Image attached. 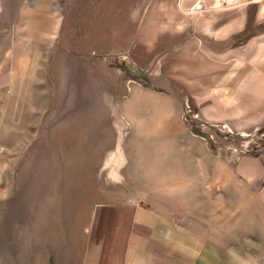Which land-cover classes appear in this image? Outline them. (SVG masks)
<instances>
[{"label":"crops","instance_id":"1","mask_svg":"<svg viewBox=\"0 0 264 264\" xmlns=\"http://www.w3.org/2000/svg\"><path fill=\"white\" fill-rule=\"evenodd\" d=\"M194 1L153 0L128 45L155 64L168 57L166 79L196 118V134L177 119L157 128L175 148V167L156 163L145 171L151 184L134 173L139 197L105 194L82 239L29 251L22 264H264V4L189 13ZM62 22L57 0H0V87L33 33L53 34ZM161 108L175 116L173 104ZM202 124L247 140L228 145Z\"/></svg>","mask_w":264,"mask_h":264},{"label":"rangeland","instance_id":"2","mask_svg":"<svg viewBox=\"0 0 264 264\" xmlns=\"http://www.w3.org/2000/svg\"><path fill=\"white\" fill-rule=\"evenodd\" d=\"M152 1L57 0L60 30L33 33L30 51L20 49L14 79L0 87L3 264L71 248L105 194L139 197L134 173L151 184L145 171L156 163L175 167L161 121L196 134L190 103L166 79L168 57L155 64L128 47ZM170 104L174 117L161 108ZM235 136L225 143L242 148L247 138Z\"/></svg>","mask_w":264,"mask_h":264},{"label":"built area","instance_id":"3","mask_svg":"<svg viewBox=\"0 0 264 264\" xmlns=\"http://www.w3.org/2000/svg\"><path fill=\"white\" fill-rule=\"evenodd\" d=\"M210 3V4H209ZM253 3H262L264 0H195L192 6L189 8V13H194L198 11H221L225 9L240 8L242 6L253 4ZM196 116V115H195ZM209 127H215L223 134L225 140H230L233 133L229 128L224 125H201V128L209 130ZM210 135V133H209ZM260 154L264 157V148L260 149Z\"/></svg>","mask_w":264,"mask_h":264},{"label":"trees","instance_id":"4","mask_svg":"<svg viewBox=\"0 0 264 264\" xmlns=\"http://www.w3.org/2000/svg\"><path fill=\"white\" fill-rule=\"evenodd\" d=\"M250 16H248V20H247V25H246V28H245V30H244V32L241 34V35H243L244 37L243 38H245V37H247L248 36V34L247 35H245L246 34V32L248 31V30H250ZM251 34V33H250ZM249 34V35H250Z\"/></svg>","mask_w":264,"mask_h":264},{"label":"bare ground","instance_id":"5","mask_svg":"<svg viewBox=\"0 0 264 264\" xmlns=\"http://www.w3.org/2000/svg\"><path fill=\"white\" fill-rule=\"evenodd\" d=\"M78 127V126H77Z\"/></svg>","mask_w":264,"mask_h":264}]
</instances>
